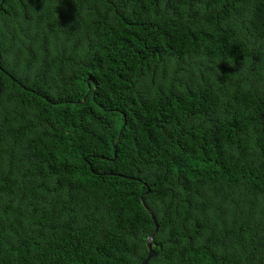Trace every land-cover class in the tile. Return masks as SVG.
Listing matches in <instances>:
<instances>
[{"label": "trees", "instance_id": "trees-1", "mask_svg": "<svg viewBox=\"0 0 264 264\" xmlns=\"http://www.w3.org/2000/svg\"><path fill=\"white\" fill-rule=\"evenodd\" d=\"M264 264V0H0V264Z\"/></svg>", "mask_w": 264, "mask_h": 264}, {"label": "water", "instance_id": "water-1", "mask_svg": "<svg viewBox=\"0 0 264 264\" xmlns=\"http://www.w3.org/2000/svg\"><path fill=\"white\" fill-rule=\"evenodd\" d=\"M150 235L146 238L145 240V244H146V248H147V254L146 256L138 263V264H144L145 261L147 260V258L151 255L152 251L150 249Z\"/></svg>", "mask_w": 264, "mask_h": 264}]
</instances>
